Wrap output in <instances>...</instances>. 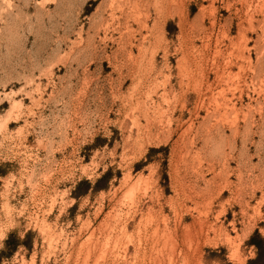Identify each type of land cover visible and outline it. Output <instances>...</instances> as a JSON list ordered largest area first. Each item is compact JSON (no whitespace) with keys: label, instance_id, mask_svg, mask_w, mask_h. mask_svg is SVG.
Listing matches in <instances>:
<instances>
[{"label":"rangeland","instance_id":"obj_1","mask_svg":"<svg viewBox=\"0 0 264 264\" xmlns=\"http://www.w3.org/2000/svg\"><path fill=\"white\" fill-rule=\"evenodd\" d=\"M168 1L0 0V264H264V0Z\"/></svg>","mask_w":264,"mask_h":264},{"label":"bare ground","instance_id":"obj_2","mask_svg":"<svg viewBox=\"0 0 264 264\" xmlns=\"http://www.w3.org/2000/svg\"><path fill=\"white\" fill-rule=\"evenodd\" d=\"M163 1V0H162ZM170 1V2H169ZM168 2L169 3H171L172 4V2H171V0H169ZM173 1V3H174V0H172ZM163 3V2H162ZM165 3H167V1L165 2ZM168 3V4H169ZM167 5V4H166ZM174 4H172V8L174 7L173 6ZM160 6H161V4H160ZM169 6H170V4H169ZM263 32H264V30H263ZM262 33V32H261ZM261 54H262V52H261ZM258 60H259V58L256 60V65H258ZM261 62V61H260ZM252 64V63H251ZM196 66V65H195ZM258 66H260V65H258ZM229 67V66H228ZM253 66H251V68H252ZM253 70V69H252ZM219 75V74H218ZM222 77H223V75H222ZM201 78H203L202 76H201ZM202 80V79H201ZM206 82V81H205ZM219 82V81H218ZM221 99L222 100H224L225 98V96H224V94L222 95L221 94ZM215 99H217L218 97H214ZM264 99V98H263ZM218 100V99H217ZM219 102V101H218ZM217 102V104H216V106H220L221 104H220V102L218 103ZM224 103V102H223ZM225 104V103H224ZM219 108H222V107H216L215 108V111L214 112H219ZM223 109V110H222ZM222 109H220V110H222V112H220L219 113V118L222 120V122L224 121V120H226L228 123H229V127H230V129H232L233 131H234V133L235 132H237V130H238V121L236 122V120H237V115H238V113H237V111H236V109H235V106H231V107H224L223 106V108ZM239 112V111H238ZM228 116H230L229 118H228ZM245 116V115H244ZM220 120V121H221ZM219 121V122H220ZM226 121H224V122H226ZM219 122H218V120L217 121H215V125L216 124H219ZM247 122V121H246ZM237 123V124H236ZM211 165V164H210ZM223 166V165H222ZM219 174V173H218ZM216 176H217V173H216ZM222 180V179H221ZM211 181H213V180H210V183H211V185L212 184H215L214 183V181H213V183L211 182ZM238 181V180H237ZM205 183H206V185H209L210 186V184H207V183H209V181H207V182H205L204 181V185H205ZM240 184H241V182H240ZM205 185V186H206ZM232 185V182H230V181H228V179L226 178H224V180L220 183V182H218V184L215 186V189L213 188V186L214 185H212V188L217 192V194L222 190V189H224V188H229L230 186ZM237 185V184H236ZM205 186H203L204 188L202 189L203 190V192L205 193V195H206V192L205 191H207V190H209V187L207 186V187H205ZM235 186V185H234ZM193 187V186H192ZM216 187H217V189H216ZM233 187V186H232ZM232 187H231V189H232ZM238 187H239V185H238ZM238 187L237 186H235V187H233V190L232 191H234V193H236V194H238L239 192H238ZM241 187V186H240ZM240 187H239V189H240ZM205 188H208L207 190L205 189ZM211 188V187H210ZM242 189H243V187H242ZM192 190H193V188H192ZM202 190H200V191H202ZM214 190H212V191H214ZM194 191V190H193ZM193 191H192V193H193ZM199 191V190H198ZM240 191V190H239ZM203 192H202V195H203ZM208 192H210V191H207V193ZM222 192V191H221ZM197 193V192H196ZM212 193V192H211ZM194 194H195V191H194ZM214 194V193H213ZM216 194V195H217ZM209 195V194H208ZM218 196V195H217ZM207 198V197H206ZM179 205V204H178ZM206 205V204H205ZM202 206V205H201ZM205 208L207 209V207L205 206ZM186 210V209H185ZM187 211H188V209H187ZM186 211V212H187ZM201 212V211H200ZM179 220V219H178ZM157 223V222H156ZM174 223V222H173ZM195 223H198V221L197 222H195V220H193V222L190 224V227H191V225H195ZM179 224V223H178ZM178 224H177V226H178ZM166 225V224H165ZM175 225V223L173 224V226ZM199 225L201 226L202 225V223H201V221L199 222ZM204 225V224H203ZM158 226V225H157ZM188 227H189V225H188ZM187 227V228H188ZM185 228V227H184ZM177 229H178V227H177ZM194 229V228H193ZM189 230V229H188ZM186 228L184 229V231H183V235H182V237H184V240H187V241H193L192 240V233L190 232V231H188ZM194 232V231H193ZM198 232V231H197ZM201 232V231H200ZM152 234H151V237L153 238V241L157 244V243H159L160 244V247L159 248H157L156 246H153V245H151V247H149V249H148V255H146L147 256V258H148V261L150 262H148L149 264H162L163 263V261L166 259V257H167V259H168V257L170 256V258L172 257V256H175V254H174V251H175V249H176V246H178L177 244V240H178V235H177V230H176V228H175V226L173 227V228H169V227H167V226H165L163 229H162V231H161V234H159L158 235V233L157 232H155V230H153L152 232H151ZM194 234V233H193ZM199 234V233H198ZM201 234V233H200ZM155 236H157L156 238H155ZM194 236L195 235H193V238H194ZM181 237V238H182ZM152 238H150V239H152ZM154 238L156 239V240H154ZM183 240V239H182ZM153 241H151V242H153ZM230 242V241H229ZM99 244V243H98ZM153 244V243H152ZM189 244V243H188ZM155 245V244H154ZM187 244H185V246H186ZM88 246V245H87ZM133 246V245H132ZM157 246H158V244H157ZM188 248V247H187ZM96 249H97V247H96ZM95 249V250H96ZM102 248L100 247V244H99V247H98V249H97V252H98V250H101ZM124 249H126V248H124ZM198 249V248H197ZM178 250V249H177ZM145 252V251H144ZM143 252V253H144ZM234 252H235V250H234ZM137 253H138V250H137V247L135 248V246H133V256H135V255H137ZM192 253V252H191ZM95 254H97V253H95ZM145 254H146V252H145ZM145 254H143V255H145ZM177 254V253H176ZM172 255V256H171ZM127 258V257H126ZM137 258V257H136ZM144 258V257H143ZM169 258V259H170ZM97 259V258H96ZM172 259H173V257H172ZM135 260V259H134ZM128 261V260H127ZM166 261V260H165ZM164 261V262H165ZM126 262V261H125ZM136 262V261H135ZM168 262V261H167ZM127 263V262H126ZM125 263V264H126ZM128 263H129V261H128ZM130 264V263H129Z\"/></svg>","mask_w":264,"mask_h":264}]
</instances>
